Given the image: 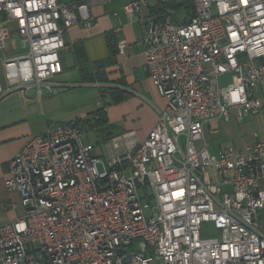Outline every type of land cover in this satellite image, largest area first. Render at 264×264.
Returning <instances> with one entry per match:
<instances>
[{
  "label": "built area",
  "instance_id": "1",
  "mask_svg": "<svg viewBox=\"0 0 264 264\" xmlns=\"http://www.w3.org/2000/svg\"><path fill=\"white\" fill-rule=\"evenodd\" d=\"M122 9L142 26L144 68L163 100L156 122L142 140L129 130L90 146L74 121L30 136L4 179L23 214L0 224V264H264V136L218 153L204 137L232 109L239 121L264 115V0ZM92 22L86 0H0V50L13 35L21 50L1 60L6 90L49 86L65 30Z\"/></svg>",
  "mask_w": 264,
  "mask_h": 264
},
{
  "label": "crops",
  "instance_id": "2",
  "mask_svg": "<svg viewBox=\"0 0 264 264\" xmlns=\"http://www.w3.org/2000/svg\"><path fill=\"white\" fill-rule=\"evenodd\" d=\"M86 1L93 22L89 27L76 24L65 30V47L60 51L62 70L48 81L49 86L40 87L41 92L37 86L6 90L1 60L21 53L18 37L10 36L0 50V87L3 89L0 93V224L23 214L18 191L8 189L4 179L9 160L30 136L42 132L48 124L74 121L88 130H103V139L112 133L133 130L136 138L142 140L156 122L157 109L163 105L144 68L145 56L140 46L142 26L129 22L122 9L123 0ZM118 26L121 29L113 32ZM9 27L14 28L13 24ZM119 41L126 44L123 53L117 51ZM79 92H99L100 99L97 97L95 107L89 106L88 99L82 98ZM110 92L115 95L121 92L124 98L113 101ZM101 107L104 122L90 125ZM219 119L224 118L215 120ZM209 129L207 125L204 137L206 133L218 132L217 128L215 133ZM223 147L216 152L211 147L208 149L218 153Z\"/></svg>",
  "mask_w": 264,
  "mask_h": 264
},
{
  "label": "rangeland",
  "instance_id": "3",
  "mask_svg": "<svg viewBox=\"0 0 264 264\" xmlns=\"http://www.w3.org/2000/svg\"><path fill=\"white\" fill-rule=\"evenodd\" d=\"M177 13V18L182 20V17L185 14V10H178ZM230 81L231 73H226L219 78L220 86H225ZM79 93L82 98L88 99L89 106H96V100L99 98V92ZM236 115L237 110L233 109L231 111V117L228 120L219 119L214 120L211 123V126H215L218 131L216 134L206 133L205 135V141L207 142V146L211 147L210 150L212 152H216V150L220 146L222 147L232 145L238 148H243L247 144L253 143L255 141V134H257L258 137L264 136V115H261L259 113H249L244 115L240 121L236 119ZM102 132L103 130H101L100 132H97V130L94 129L88 130L87 134L83 138V141L89 146L91 144H100L103 139ZM204 227H207V225ZM259 229L264 234V209L260 212Z\"/></svg>",
  "mask_w": 264,
  "mask_h": 264
},
{
  "label": "trees",
  "instance_id": "4",
  "mask_svg": "<svg viewBox=\"0 0 264 264\" xmlns=\"http://www.w3.org/2000/svg\"><path fill=\"white\" fill-rule=\"evenodd\" d=\"M112 49V47H111ZM110 98L113 99V101H120L124 98V94L121 92H117L115 95V92H110ZM96 117L94 118L93 122L90 125H101L104 122V112L103 108H98L96 110Z\"/></svg>",
  "mask_w": 264,
  "mask_h": 264
},
{
  "label": "water",
  "instance_id": "5",
  "mask_svg": "<svg viewBox=\"0 0 264 264\" xmlns=\"http://www.w3.org/2000/svg\"><path fill=\"white\" fill-rule=\"evenodd\" d=\"M14 89H16V88H14ZM107 101H109V99H107Z\"/></svg>",
  "mask_w": 264,
  "mask_h": 264
}]
</instances>
